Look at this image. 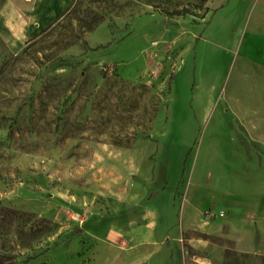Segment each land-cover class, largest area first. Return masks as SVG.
<instances>
[{
  "label": "rangeland",
  "instance_id": "obj_1",
  "mask_svg": "<svg viewBox=\"0 0 264 264\" xmlns=\"http://www.w3.org/2000/svg\"><path fill=\"white\" fill-rule=\"evenodd\" d=\"M76 1L17 52L0 32V264H264L250 0Z\"/></svg>",
  "mask_w": 264,
  "mask_h": 264
},
{
  "label": "crops",
  "instance_id": "obj_2",
  "mask_svg": "<svg viewBox=\"0 0 264 264\" xmlns=\"http://www.w3.org/2000/svg\"><path fill=\"white\" fill-rule=\"evenodd\" d=\"M20 1L22 3L7 0L1 11L5 27L0 32L12 52L20 50L26 41L53 24L74 3V0H32L29 5L24 0ZM25 6L29 7L30 11H27ZM249 7L252 10L247 16L246 33L239 46L237 59L248 65L254 79L253 86L257 87L256 91L261 97L262 106L252 108L247 122L256 134L254 144L264 145V133H256L258 130H264V11H259L264 7V0H250ZM143 229L145 228L134 232L136 240L145 235L148 240L154 238L151 230ZM89 234L90 231L87 230V235ZM119 235V232L113 231L110 235L105 234L104 240L118 244Z\"/></svg>",
  "mask_w": 264,
  "mask_h": 264
},
{
  "label": "trees",
  "instance_id": "obj_3",
  "mask_svg": "<svg viewBox=\"0 0 264 264\" xmlns=\"http://www.w3.org/2000/svg\"><path fill=\"white\" fill-rule=\"evenodd\" d=\"M112 5L114 4L115 0H108ZM79 8V3L76 1V4H73L72 8L69 10V14L74 13V11L78 10ZM178 15V14H176ZM86 16H90L92 17L91 20H85L84 21V27L86 29V32H93L100 24H102L104 22V18H102L100 16L99 13L95 12L94 10H88ZM103 47H98L95 51H98L100 49H102ZM175 79V74H171L170 79H169V85H171V83L174 81ZM36 258L34 257H30L27 259V263H31L33 261H35ZM13 264V263H12Z\"/></svg>",
  "mask_w": 264,
  "mask_h": 264
}]
</instances>
